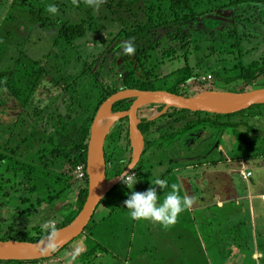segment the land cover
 <instances>
[{"label":"rangeland","instance_id":"1","mask_svg":"<svg viewBox=\"0 0 264 264\" xmlns=\"http://www.w3.org/2000/svg\"><path fill=\"white\" fill-rule=\"evenodd\" d=\"M29 4L36 9L43 6L42 20L31 16L20 2L0 0V238L11 241L39 243L50 235L43 223L51 221L56 230L77 213L85 177L80 178L77 169L83 165L72 167L68 155H75L72 149L82 141L86 126L88 146L100 108L96 109L101 88L96 74L112 90L123 89L124 74L134 56L120 48L128 43L124 40L127 32L145 31L143 39L136 41V47L145 50V58L132 67L136 78L168 88L177 83V70L186 68L193 78L179 89L192 97L234 94L239 86L219 84L218 78L233 69L231 52L241 51L246 60L264 51V0H196L194 13L203 15L178 39L171 38V29H145L162 22L149 13L150 6L168 11L167 0H100L98 7L89 6L87 0H31ZM50 5L57 8L56 14L46 11ZM151 16L154 22L149 25ZM164 20L172 18L168 15ZM57 23L83 24L86 34L66 44ZM263 85L264 79L251 88L238 89L245 88L243 93H247ZM171 110L158 113L146 107L139 112V119L155 123L144 137L149 150L138 164L142 169L135 191L147 190L156 178L169 186L182 180L195 207L187 208L168 227L133 221L122 208L125 231L117 238L115 234V240L110 232L99 236L100 244L111 245L110 254H102V264H122V259L125 264L127 257L130 264H264V202L258 199L252 206L258 216L256 229L249 224L248 200H239L227 214L225 209L211 208L214 219L208 210L199 208L212 204L219 194L222 199L241 197L249 184L264 193V106L231 118L192 113L178 122L160 119ZM213 121L245 123L253 131L243 125L216 128ZM119 122L104 145L107 178L126 168L131 159L125 123ZM196 122L198 126L184 132ZM254 154L259 157L246 159L242 168L241 161ZM242 171L250 172L252 178L241 179ZM125 189L126 185H118L95 217L125 201ZM57 193L60 198L49 207L18 220L35 208L38 199ZM164 195L160 194L161 201ZM98 233L93 232V237ZM84 237L36 264H100L80 261L81 248L88 244Z\"/></svg>","mask_w":264,"mask_h":264},{"label":"trees","instance_id":"2","mask_svg":"<svg viewBox=\"0 0 264 264\" xmlns=\"http://www.w3.org/2000/svg\"><path fill=\"white\" fill-rule=\"evenodd\" d=\"M30 1L31 0H15V3L20 2L22 7L27 8V11L29 9V14L31 16L37 17V19L39 17V20H42L41 17L43 16L44 11H45L43 6L40 5L39 9L32 8L31 5L29 4ZM150 1H153V0H150ZM167 2L169 4L168 5V11L162 10L161 7L157 8L155 5L150 6L149 13H151L152 16L156 15L158 21H162V22L159 24L156 23L155 25L152 26V28L148 27L145 29H152L153 31H158L160 29H165V30L171 29L172 30V32H171V35H172L171 38L172 39L181 38L183 31L185 29H188L189 25L193 22L195 23L200 18V15H203V14H195L194 13V6L196 3V0H167ZM37 10H38V12H36ZM168 15L172 18L171 22H166L164 20V17H166ZM152 16L149 18V25H151L152 22H154L152 20L153 19ZM169 23H171V24L169 25ZM56 25L59 27L60 38L66 44H73L75 41L83 38L86 34V30H85V27L83 24L71 25V24L57 23ZM168 25L171 27H169ZM167 27H169V28H167ZM144 34H145L144 29L140 28L138 30V32H127L126 36L124 37V40L128 41L127 44L130 43L134 47L135 51L133 53H130V54L127 53V55H134V56H132L131 61L128 62L127 72L124 74V78H123V89L122 90L133 89V90H140V91H167L169 93L184 96L186 98L192 97V95L181 93V91L179 89L181 85L186 84L188 81H190L193 78V76L191 74H189V72H187L186 68H183L181 70H177L176 73L180 74V77L177 79L178 81L175 85L168 87V88H163V87L157 88L156 86H154L153 82H148V81H145L143 79L136 78L135 70L132 69V67L134 65V62L136 60H139V58H141L142 56L144 57V54H145L144 49L136 47V41L142 40ZM136 35H139V38L137 40H133ZM182 38H183V36H182ZM125 45L126 44H122L120 46V48L124 49ZM230 56H231L230 60L234 61V63H235L234 67H233V69L229 70V74H224V73L218 74L219 84H223L225 86L237 85L239 87L244 86L246 88H251L264 79V51L262 52V54L254 55L252 58L246 59V60H245V56H243L241 51H236V52L233 51V52H231ZM96 75H97V82L99 83V85L101 87L100 88V95H99V99H98V104L96 107V109H97L110 96L120 92V90H112L108 85L104 84V82L100 80V78H101L100 73H97ZM239 87L234 89L232 92L234 94H240V93H243L244 91H246L245 88L238 89ZM259 88L260 89L264 88V85L260 86ZM132 102H133V99H126V100H123V101L116 103L113 106V112L115 113V112L127 111L130 108ZM152 107L156 108L158 113H160L164 109V106H154V105L148 106L147 108H152ZM253 107L257 108L260 106H253ZM143 109H141V111ZM171 109L172 110L170 113H166V114L162 115L160 119H162V120L166 119V120H169L172 122H178L184 118L185 114H192L191 112H188V111H180V110H176L173 108H171ZM247 112L248 111H244L242 113H238L237 115L241 116L243 114H246ZM197 114H201V113H197ZM233 116L234 115H229L226 117L231 118ZM149 119L148 118H140L139 129H140V131L144 137L150 132L151 125L155 123V122H151V123L148 122ZM119 123H125L126 137H127L128 144H130V142L128 140V137H129L128 121L125 119V120L120 121ZM198 123L199 122H196V123L192 124L193 126L187 127L184 132H186L187 130L189 131V130L193 129L192 127L198 126L199 125ZM211 124H212V126H214L216 128H224V129H227L229 127L235 128L238 125L239 126L243 125L244 127L247 128V130L253 131L252 128H250L245 123L221 124L219 122L213 121ZM62 130L66 131L67 126H62ZM81 135H82V141L79 144H74V148L72 149L75 152V155L73 157L68 155V159H70V164L72 167H75L78 164H82L86 167L87 139L89 136V126H86L81 131ZM108 139L109 138L107 137L106 141ZM50 143H53V140H50ZM148 150H149V147H146L144 153L145 152L147 153ZM52 153L55 154L56 152H52ZM258 157H259V155L254 154V155L246 156L245 159L248 160V159H254V158H258ZM130 160L128 161L127 166L129 165ZM107 163H108V161H106V165H107ZM127 166H126V168H127ZM138 166L133 171L134 173H136V176L139 175V172H141V169H142L141 167H138ZM126 168H124L123 170H125ZM123 170L114 172L112 174L111 178H107V179L119 177L118 175L122 174ZM84 183H85V185L80 190L79 195H78V199H77V209H78L77 213L74 215V217L72 219H70L69 221L62 224L60 227H58V229L63 228L65 226H67L68 224H70L74 220V218L78 215V213L82 209L83 205L85 204L86 199L88 197L87 174H85ZM121 185H123V184H121ZM117 187L114 190H112V192L109 193L108 196L112 195L113 192L117 189ZM124 192L127 193L128 189H125ZM60 196H61V193H57L54 195L49 194L46 199H41V200L38 199L36 201L35 208L32 210H28L27 212L19 215L18 220H21L23 217H26V216L29 217V216L35 215L37 213H40L43 209H45L46 207H49L56 200H58L60 198ZM102 202L98 206V208L103 204ZM122 208H124V201H121V202L116 203L115 205H111L109 207H106V214L102 213V214L97 215V217H99L101 215L99 217L100 219L98 221L95 220L97 217H95V214H94L91 222L89 223L88 227L86 228V230L82 234V235H85L84 239L87 240L88 244H87V247L85 246V247L81 248V249H84L83 253L79 256L81 262L82 261L88 262L90 260H94V261H98V262H100V264H102L103 263L102 258H101L102 254H104V255L110 254L111 245L110 244H100L98 239L100 238L99 236H101L102 234L110 232L109 234L112 236L111 239L115 240L114 239L115 234H116V238H117L119 236L120 232L125 231L123 229V227L121 226L122 214H123V210H121ZM121 211H122V214H121ZM58 229H56V230H58ZM95 231H97L99 233L97 234L98 236L95 235L93 237V232H95ZM49 234L50 233L48 232V235ZM46 236L47 235H45V237ZM81 236H79V237H81ZM113 240H111V241H113ZM0 241H11V240L6 238V237H3V238H0ZM89 241H91V244H89ZM22 242H24V241H22ZM70 244H72V243H70ZM69 245L66 246L63 250L70 249ZM113 259H116V256H114ZM41 261H45V260L34 261V262H14V261H12V262H1L0 261V264H36V263H39Z\"/></svg>","mask_w":264,"mask_h":264},{"label":"water","instance_id":"3","mask_svg":"<svg viewBox=\"0 0 264 264\" xmlns=\"http://www.w3.org/2000/svg\"><path fill=\"white\" fill-rule=\"evenodd\" d=\"M209 95L228 97L219 104H211L206 97ZM133 99L127 111L113 112V106L123 100ZM164 106L191 113H207L214 115H235L247 111L253 106H264V88L247 93H206L196 97L186 98L167 91L122 90L110 96L100 106L91 131L87 146L86 174L88 180V197L82 209L67 226L56 230V235L44 238L39 243L18 241H0L1 262H34L49 260L66 246L81 236L91 222L98 206L118 185L122 184L120 177L107 179L104 145L112 127L126 119L129 126L131 160L129 165L134 171L143 155L145 148L144 136L139 129V112L148 106ZM128 165V166H129ZM127 166V167H128ZM124 171H129L126 168ZM49 244L52 247H49ZM40 246L38 250L33 247Z\"/></svg>","mask_w":264,"mask_h":264},{"label":"clouds","instance_id":"4","mask_svg":"<svg viewBox=\"0 0 264 264\" xmlns=\"http://www.w3.org/2000/svg\"><path fill=\"white\" fill-rule=\"evenodd\" d=\"M99 2L100 0H87L89 6L95 7L99 6ZM46 11L50 14H56L58 10L54 5H50ZM124 51L130 54L135 49L129 43L124 46ZM127 168L129 171L123 170V173L118 176L121 183L126 185L128 189L124 208L129 212L133 221H147L168 227L174 224L177 217L191 206V199L187 196H181V184L173 183L169 186L168 182L161 178H156L147 190L143 192L135 191V185L138 182L136 174L131 171L133 166L129 165ZM161 193H165L162 201L160 199ZM42 228L47 230L51 236L56 235V230L51 221L43 223ZM49 247H52V245L49 244ZM73 259H75V256H73Z\"/></svg>","mask_w":264,"mask_h":264},{"label":"crops","instance_id":"5","mask_svg":"<svg viewBox=\"0 0 264 264\" xmlns=\"http://www.w3.org/2000/svg\"><path fill=\"white\" fill-rule=\"evenodd\" d=\"M246 162H248V161H246V159L241 161L240 164L242 165V168H244ZM214 171H216V170H214ZM216 172H220V170L219 171L217 170ZM224 172H225V170H224ZM240 175H241V173H240ZM185 176H187V174L181 175V177H185ZM237 176L238 175H236V177ZM240 178L243 179L242 176H240ZM251 178H252V176H251ZM232 179L234 180V176H232ZM178 183L182 185V189H181L182 195L189 197V195H188L189 192H188L187 187H186L187 185H185L182 180H179ZM245 189H246V191L244 192L245 194L243 196H241V197L240 196H236L235 198L233 197V198H227V199L223 198L222 199V197L219 194L218 199L216 201H213L212 204H209L207 206H200L199 208L202 211L208 210V213H212V216H213V219H214L216 217V215H215V213L210 211L211 208H216L218 212H220V209H225L226 210L225 212L227 214V212L231 211V210H229L230 206L233 207L234 205L238 204L239 200H248L247 208L250 210V214L248 216L249 224L253 225L255 227V229H256L259 226L258 221H257V217L258 216H257V214H256V212H255V210H254V208L252 206H253V203H254L255 200L259 199L262 202H264V193H262V189L258 191L256 188H253V186H251L250 184L247 185V187L245 186ZM194 207H195L194 205L190 206V210H192ZM217 211H216V213H217ZM105 214H106V212H105ZM180 233H182L181 228H180ZM199 238H201V241H202V244H203V237L201 236V234H199ZM131 257H132V255H131ZM121 261H122L121 263L123 264L124 260L122 259ZM130 263H131V260H130V258L127 257V259L125 260V264H130Z\"/></svg>","mask_w":264,"mask_h":264},{"label":"bare ground","instance_id":"6","mask_svg":"<svg viewBox=\"0 0 264 264\" xmlns=\"http://www.w3.org/2000/svg\"><path fill=\"white\" fill-rule=\"evenodd\" d=\"M206 99L211 103V104H219L221 102H225L226 100H228V97H221V96H213V95H209L206 97ZM38 248L40 249V246L38 247H33L34 251L38 250Z\"/></svg>","mask_w":264,"mask_h":264},{"label":"built area","instance_id":"7","mask_svg":"<svg viewBox=\"0 0 264 264\" xmlns=\"http://www.w3.org/2000/svg\"><path fill=\"white\" fill-rule=\"evenodd\" d=\"M85 166L83 165V167H79V168H77L78 169V173H79V176H80V178H82V177H85ZM241 176H242V178L244 179V180H248V179H250L251 178V173L250 172H245V171H242L241 172Z\"/></svg>","mask_w":264,"mask_h":264},{"label":"flooded vegetation","instance_id":"8","mask_svg":"<svg viewBox=\"0 0 264 264\" xmlns=\"http://www.w3.org/2000/svg\"><path fill=\"white\" fill-rule=\"evenodd\" d=\"M144 140H145V139H144ZM144 151H145V148H144ZM143 155H144V152H143ZM143 155H142V157H143ZM142 157H141V158H142ZM138 164H139V163H138ZM137 166H138V165H137ZM137 166H136V167H137ZM135 174H136V173H135Z\"/></svg>","mask_w":264,"mask_h":264}]
</instances>
